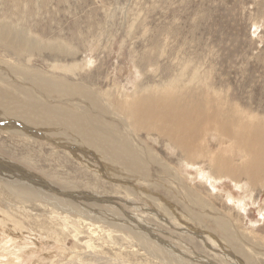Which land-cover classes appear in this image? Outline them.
Wrapping results in <instances>:
<instances>
[{"label": "rangeland", "instance_id": "374dc122", "mask_svg": "<svg viewBox=\"0 0 264 264\" xmlns=\"http://www.w3.org/2000/svg\"><path fill=\"white\" fill-rule=\"evenodd\" d=\"M4 26L26 44L0 40V86L15 84L22 96L72 109L64 91L40 84L88 85L115 101L126 88L143 89L205 102L217 114L189 150L162 136L168 126L156 119L143 115L136 131L119 114L118 131L146 148L143 176L57 126L0 114V218L13 242L38 249L16 264H264V0H0ZM63 45L77 54L52 48ZM211 173L224 175L213 185ZM28 175L49 194L28 200L7 182L28 183ZM61 193L93 201L71 206ZM89 205L92 214L83 211ZM0 251V261L15 257Z\"/></svg>", "mask_w": 264, "mask_h": 264}, {"label": "bare ground", "instance_id": "6f19581e", "mask_svg": "<svg viewBox=\"0 0 264 264\" xmlns=\"http://www.w3.org/2000/svg\"><path fill=\"white\" fill-rule=\"evenodd\" d=\"M0 30H2V32H0V40H2L5 44H9L12 42L13 47L15 46V49L25 48V34L21 33L19 37H16V35H11V29L7 26L2 27ZM52 48L57 50L55 51L56 53L60 52V54L62 53L66 56H74L77 54V51L71 50L69 45H63L59 47L54 46ZM36 83H41V81L38 80ZM10 85L12 89H9L8 87L3 88L2 86H0V114L14 116L16 121L26 123L28 124V127H32V125L48 127L57 126L59 128V133H61L63 136L74 137L75 139L80 140L83 144V147L88 148L91 152H96V154L100 157L109 156L113 162H117L118 164H120L123 171L128 172L127 174H130V176H143L147 172L146 159L143 156V154H145L146 148H143L142 145L139 146V144H135V146H132V137L128 136L126 132L122 133L118 131L116 120H118L117 116H119V114H124L127 117L128 124L126 127H131V129L136 131L138 129L134 126V124L139 122L143 118V115H145V117L149 116L153 120L156 119V122H161L163 125L168 126L167 129L162 133V136L168 137L174 145H177L179 148L185 150H189L188 145L189 140H192L191 138H199L206 132L204 124L209 122L212 118H216L217 116V114L215 115L208 111L205 102H200L199 100L180 102L176 98H173L171 94L164 96H153L151 94L145 95L143 93V89H136L133 91L132 95H130L131 93L128 91V88H126V91L124 90V94L121 93V97H119L118 100L115 101L113 98L109 100V98L101 92L97 93L96 91H93V89L88 85L66 84L67 87H62L60 89L58 88V85L49 81L44 83V85L40 84L42 89L49 93L59 92V90L64 91L65 99H71L76 102L75 107L70 109L67 106L59 107L55 104V102L62 101L61 99H55L54 101L51 99L54 97H48L41 92V94L46 97L42 100H35L33 96L27 97L26 95H20L17 90V85ZM130 97L132 98L130 99ZM80 103L85 104L82 110H79V106H81ZM167 119L170 121H168ZM226 124L227 122L224 121L223 125L226 126ZM115 131L118 133L115 134ZM240 137L242 138V133ZM223 141L225 140L223 139ZM261 156H263V154H261ZM261 160L259 161V163H261ZM225 162L226 161H224V164L221 166L222 171L230 172V168L227 166L229 164ZM193 163L187 161V166L193 167ZM251 170L248 169L247 172L250 173ZM12 171L15 172V175L18 174L21 175V177L24 176V178L27 175V173L21 170V172H19L17 168L12 169ZM198 173L204 174L205 171L203 173V170L199 168ZM219 174H221L219 175L220 177H216V175L212 176V173L210 174L209 181L211 180V182H213V185H216L218 183L217 178H221L224 175L223 173ZM29 176L30 178H28ZM27 179L28 183H25L23 180H7V182L14 191H18L19 194L20 192L23 193L22 196H24L28 200L37 197L40 198L41 194L45 193V188H42V186L45 187L41 183L42 181L38 182L39 179L35 178L33 175H28ZM232 183H234L235 187L237 186V188L243 190L247 184L240 183V181H234ZM38 184L42 185L37 186ZM45 184L48 187H53L50 186L51 183L45 182ZM48 194L49 193H47L46 195ZM62 194L64 195V197L60 198L67 199L70 205L78 203L85 206L87 202L93 201V199L91 198L93 196H83L80 193H77L78 195H71L69 193H61V195ZM81 196L85 199H80ZM237 202L238 205L242 206L243 208H245V205H248L246 203H243L242 199H238ZM52 203L61 204L58 200ZM73 206L75 207V205ZM89 207V211L84 210L86 208L82 209L83 211L92 214L91 206L89 205ZM96 216L93 219L99 218L100 216L102 217V215H100L99 217ZM3 221L4 219L0 218V250L4 249L5 252H7L8 254H14L13 256L15 257L13 260H1L0 264H12V262H15L14 264H16L19 262L22 256H31V254H34V250H38L35 248L36 246H30L27 243H24V239L23 241H21L20 239L16 242H13L15 240L11 239V234L15 232L14 230L10 229L8 223V225L5 223V225L3 226ZM113 222L116 223V221ZM139 229L140 230H137L139 232L147 231L146 229L143 230L144 228ZM151 233L153 235V232ZM152 235L150 237L154 236ZM152 239L157 240V238L154 237ZM36 243L34 245H37ZM156 243L158 246L161 245L158 244L160 243L159 241ZM168 249L170 251V248ZM1 256H5V253L3 251H0V257ZM49 256H47V258Z\"/></svg>", "mask_w": 264, "mask_h": 264}]
</instances>
